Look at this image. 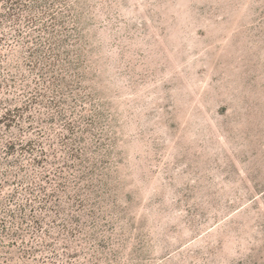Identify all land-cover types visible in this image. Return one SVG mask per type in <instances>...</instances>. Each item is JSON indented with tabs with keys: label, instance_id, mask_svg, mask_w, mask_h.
I'll use <instances>...</instances> for the list:
<instances>
[{
	"label": "rangeland",
	"instance_id": "374dc122",
	"mask_svg": "<svg viewBox=\"0 0 264 264\" xmlns=\"http://www.w3.org/2000/svg\"><path fill=\"white\" fill-rule=\"evenodd\" d=\"M0 264H264V0H0Z\"/></svg>",
	"mask_w": 264,
	"mask_h": 264
},
{
	"label": "trees",
	"instance_id": "16d2710c",
	"mask_svg": "<svg viewBox=\"0 0 264 264\" xmlns=\"http://www.w3.org/2000/svg\"><path fill=\"white\" fill-rule=\"evenodd\" d=\"M27 8H28V6H27ZM28 10H31V11H32L31 7H30L29 9H25V11H28ZM38 10H39V9H38ZM91 10H92V8L88 9L87 12L91 14Z\"/></svg>",
	"mask_w": 264,
	"mask_h": 264
}]
</instances>
